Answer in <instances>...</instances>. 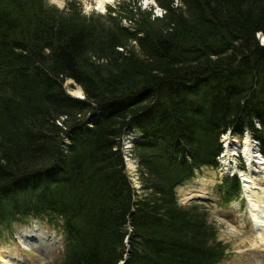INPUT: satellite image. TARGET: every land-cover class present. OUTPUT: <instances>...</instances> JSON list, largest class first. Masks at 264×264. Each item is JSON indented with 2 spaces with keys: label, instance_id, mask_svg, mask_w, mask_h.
I'll return each instance as SVG.
<instances>
[{
  "label": "trees",
  "instance_id": "16d2710c",
  "mask_svg": "<svg viewBox=\"0 0 264 264\" xmlns=\"http://www.w3.org/2000/svg\"><path fill=\"white\" fill-rule=\"evenodd\" d=\"M154 1L160 17L130 0L89 16L0 0V228L48 221L60 264H220L207 211L175 190L217 167L228 131L264 157V0ZM217 187L224 204L239 197L236 176Z\"/></svg>",
  "mask_w": 264,
  "mask_h": 264
},
{
  "label": "rangeland",
  "instance_id": "374dc122",
  "mask_svg": "<svg viewBox=\"0 0 264 264\" xmlns=\"http://www.w3.org/2000/svg\"><path fill=\"white\" fill-rule=\"evenodd\" d=\"M123 1L125 0L108 2L103 11L95 9V0H44V3L60 11L72 3L81 10L82 14L89 16L91 14L106 15L108 7L116 8ZM130 1L131 5H140L142 9L148 10L151 7L154 16L160 17L163 13L154 0H148V2L146 0ZM122 23L127 26L125 20H122ZM259 41H262L260 43L264 46V36L260 35ZM64 87L70 96L79 99L84 97L81 88L72 80H66ZM95 115L98 113L87 115L86 123L89 126H91L89 120L93 121L97 118ZM244 133L241 135L226 133L220 137L222 150L225 138L233 135L242 140L246 137ZM140 138L141 134L132 135L129 132L121 140L124 170L137 193H140L138 164L131 157L130 152L134 148V142ZM65 144H69L67 138ZM254 145L256 146V144ZM239 152L242 155V152ZM221 160L217 167L200 168L192 179L177 187L175 190L176 199L181 206L197 203L207 211L209 221L217 230V239L226 246V256L220 264H264V229L260 228L259 234H256L257 228L252 221L249 201L243 190L239 189V197L231 200L228 204H224L220 200L217 186L223 178L231 177V174L222 173ZM232 160L236 165V171L239 170L240 165L245 168L244 172L238 173L240 187L243 188V185L248 184L244 182L245 179L254 183L248 186L250 189L249 199L264 212V175L252 176L248 166L244 164V162L246 163L244 158L242 160L241 157H234ZM63 243L61 231L44 219L30 218L26 222L13 223L10 228H0V252H6L9 256L7 262L0 260V264H60L63 259Z\"/></svg>",
  "mask_w": 264,
  "mask_h": 264
},
{
  "label": "bare ground",
  "instance_id": "6f19581e",
  "mask_svg": "<svg viewBox=\"0 0 264 264\" xmlns=\"http://www.w3.org/2000/svg\"><path fill=\"white\" fill-rule=\"evenodd\" d=\"M111 1L113 0H95V3H96L95 9L99 11H103L105 8V5ZM146 1L148 2V0ZM239 151L242 152L243 158L246 161L245 164L246 166H248V170L249 172H251L252 176H256L259 174L264 175V157L260 153H258L251 139L246 136L242 140H239L237 137H234L233 135L224 139V151L222 155L223 159L221 160L222 173L232 174V172L235 170V163L233 162L232 159L235 157V155ZM244 182L248 184L243 185L242 190L247 200L249 201V208L252 212L251 216L253 217L252 221L257 228L256 234L258 235L259 234L258 231L260 230V228L264 229L263 227L264 226V212L261 211L258 208V206L255 203L251 202V200L249 199L250 189L248 186L249 184L253 185L254 183L249 179H245ZM8 259H9V256L6 254V252H0V260L2 262L4 261L7 262Z\"/></svg>",
  "mask_w": 264,
  "mask_h": 264
},
{
  "label": "built area",
  "instance_id": "2783aa9c",
  "mask_svg": "<svg viewBox=\"0 0 264 264\" xmlns=\"http://www.w3.org/2000/svg\"><path fill=\"white\" fill-rule=\"evenodd\" d=\"M263 38V37H262ZM261 43H262V41H261ZM256 144H257V142H255Z\"/></svg>",
  "mask_w": 264,
  "mask_h": 264
}]
</instances>
